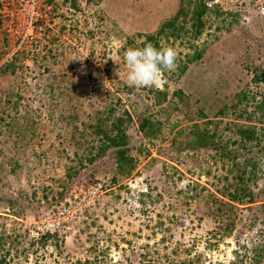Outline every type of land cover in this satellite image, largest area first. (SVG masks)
<instances>
[{
  "label": "rangeland",
  "instance_id": "obj_1",
  "mask_svg": "<svg viewBox=\"0 0 264 264\" xmlns=\"http://www.w3.org/2000/svg\"><path fill=\"white\" fill-rule=\"evenodd\" d=\"M179 1L78 0L75 8L40 0L42 17L25 43L17 15L11 19L17 1L0 12V257L9 264H140L189 253L196 264H216L244 244V264L255 255L264 263V133L259 144L231 142L230 158L184 148L193 123L186 111L203 108L208 128L229 141L235 136L225 125L238 94L264 97V81L251 73L264 67V0H207L213 11L198 39L161 38L177 51V66L196 49L203 57L182 76L177 66L167 72L158 88L129 87L126 50L173 16ZM157 90L168 92L160 105ZM110 108L132 116L124 124L136 160L129 177L118 175L115 149L97 155L95 126ZM145 116L161 123L152 139L140 129ZM235 161L257 166L248 183L256 203L235 209L237 228L220 240L210 210L237 181ZM62 203L72 209L66 231L40 238L43 214L55 218Z\"/></svg>",
  "mask_w": 264,
  "mask_h": 264
},
{
  "label": "trees",
  "instance_id": "obj_2",
  "mask_svg": "<svg viewBox=\"0 0 264 264\" xmlns=\"http://www.w3.org/2000/svg\"><path fill=\"white\" fill-rule=\"evenodd\" d=\"M71 7H78V0H69ZM213 8L207 4V0H180L179 8L175 14L168 19L164 20L161 25L154 32H149L144 35V40L140 42L137 48H142L148 43H152L157 47H162L161 38H174L181 39L185 34L191 35L192 38L198 39L204 32L207 21L205 17L211 14ZM187 26H189L187 28ZM140 36H143L140 33ZM203 57V50L196 49L193 54H188L187 60L180 62L177 66L178 76L184 75L189 64L201 59ZM14 69V68H13ZM251 73L253 74V80L256 83L264 81V67L255 66ZM159 95L156 103L160 105L168 98V92L157 90ZM173 95L179 98L181 101L186 102L183 90L174 91ZM161 96V97H160ZM189 102H187L188 105ZM174 103H172L173 105ZM253 105V106H252ZM251 107V109H250ZM189 115V121L193 122L191 125L190 135L187 137L185 149H191L195 152L201 150L215 151L222 158H230V154L233 150L230 149V143H242L247 145L252 142L260 143V138L264 132V128H259L258 123L263 122L264 118V97L256 101V98H252L245 93L241 92L237 96V101L232 107L233 118L226 122L225 128L231 132L235 139L224 140L222 136L218 134V130L211 131L207 124L209 122V115L203 108H197L196 112L191 110L186 111ZM114 114V119L110 123L107 119H110V115ZM224 114V112H220ZM219 117V115H217ZM131 119L132 116L128 110H124L122 114L115 116V110L110 108L109 116L103 118L98 117L96 124L97 134L100 136V146L97 155H102L107 149H115L116 154V169L118 175L122 177H129L136 169V160L130 155L129 148V135L125 128L126 119ZM204 122L205 126H201L199 123ZM223 121V120H221ZM160 122L156 125L149 117H144L140 122V129L145 131L147 137L152 139L156 133L161 130ZM262 129V131H260ZM234 153V152H233ZM95 158H90L93 161ZM233 166L237 169V181L228 183L220 190L219 195L222 197L219 206L216 210H210L217 221V227L215 234L219 236L220 240H225L228 237H232L234 231L237 228L238 223V211L235 210L242 205H251L256 203V195L249 181H252L256 177L257 166L248 164L246 162L233 163ZM250 168V169H249ZM249 169V170H248ZM233 172V168L230 170ZM70 176V175H69ZM117 181V178H114ZM251 207V206H250ZM264 207V203H263ZM51 234L42 235L40 238L48 237ZM241 249H246L245 244L241 245L234 253V256L228 262L220 261L216 264H244L247 252ZM191 251V250H189ZM264 253V248H263ZM197 254L189 253V256L185 260H181L172 255H164L155 260L142 261L140 264H196ZM261 260H258V258ZM262 256H253L250 258L249 264H262ZM0 264H9L5 257H0ZM34 264H37L36 262ZM264 264V263H263Z\"/></svg>",
  "mask_w": 264,
  "mask_h": 264
},
{
  "label": "clouds",
  "instance_id": "obj_3",
  "mask_svg": "<svg viewBox=\"0 0 264 264\" xmlns=\"http://www.w3.org/2000/svg\"><path fill=\"white\" fill-rule=\"evenodd\" d=\"M118 63L115 58H112ZM128 68L126 83L134 88H158L167 72L174 71L178 54L173 47H157L152 43L142 48H128L124 54Z\"/></svg>",
  "mask_w": 264,
  "mask_h": 264
},
{
  "label": "built area",
  "instance_id": "obj_4",
  "mask_svg": "<svg viewBox=\"0 0 264 264\" xmlns=\"http://www.w3.org/2000/svg\"><path fill=\"white\" fill-rule=\"evenodd\" d=\"M12 0H0V12H4ZM17 11H12L11 19L14 20L17 15L18 24L23 26L19 31L21 43L29 42L34 39L33 32L36 28L37 21L42 17L39 11L40 0H16ZM261 12L264 13V6L260 7ZM56 217L51 218V210L43 214L41 219L42 234H55L65 232L67 225L64 223L65 219L69 216L71 207L62 203L56 208Z\"/></svg>",
  "mask_w": 264,
  "mask_h": 264
}]
</instances>
